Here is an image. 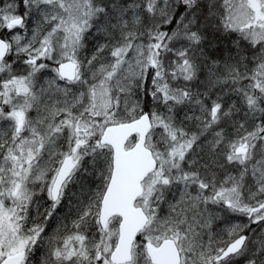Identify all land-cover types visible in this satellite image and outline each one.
Wrapping results in <instances>:
<instances>
[{
    "label": "snow or ice",
    "instance_id": "obj_1",
    "mask_svg": "<svg viewBox=\"0 0 264 264\" xmlns=\"http://www.w3.org/2000/svg\"><path fill=\"white\" fill-rule=\"evenodd\" d=\"M0 264H264V0H0Z\"/></svg>",
    "mask_w": 264,
    "mask_h": 264
}]
</instances>
